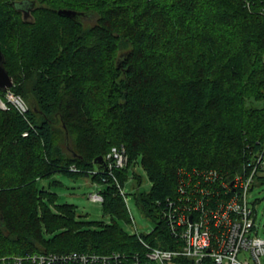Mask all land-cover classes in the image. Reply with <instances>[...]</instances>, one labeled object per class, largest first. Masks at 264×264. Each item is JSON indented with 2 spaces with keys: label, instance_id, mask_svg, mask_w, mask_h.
Masks as SVG:
<instances>
[{
  "label": "trees",
  "instance_id": "1",
  "mask_svg": "<svg viewBox=\"0 0 264 264\" xmlns=\"http://www.w3.org/2000/svg\"><path fill=\"white\" fill-rule=\"evenodd\" d=\"M0 47L8 90L28 103L21 112L0 90V264L142 248L112 177L109 222L39 185L57 172L103 182L113 147L128 155L114 169L120 186L139 177L136 163L152 183L136 193L156 223L141 236L163 248L180 244L167 211L212 212L264 152V0H0Z\"/></svg>",
  "mask_w": 264,
  "mask_h": 264
},
{
  "label": "built area",
  "instance_id": "2",
  "mask_svg": "<svg viewBox=\"0 0 264 264\" xmlns=\"http://www.w3.org/2000/svg\"><path fill=\"white\" fill-rule=\"evenodd\" d=\"M8 89V101L21 112H26L28 105L24 98ZM0 105L7 108L1 98ZM106 161L108 175L103 180L107 181L108 176L112 177L120 187L114 169L122 168L128 163L125 146L113 147L107 154ZM76 169L72 167V170ZM208 174L211 177L215 173L210 171ZM255 178L256 169L247 175L237 176L234 182L236 193L230 198L222 199L210 213L194 218L193 212L186 215L177 212L174 215L167 211L173 232L180 241L176 247L156 246L141 236V233H137L142 248L132 254L122 251L97 253L74 250L62 254L38 252L26 258L15 256L11 260L19 263L29 260L33 264H264V237L259 235L256 209L248 199ZM120 188L121 194L127 197L123 188ZM95 197L100 198L98 195ZM173 205L171 202L169 206ZM131 215L133 221L134 216ZM0 259L5 262L9 257Z\"/></svg>",
  "mask_w": 264,
  "mask_h": 264
},
{
  "label": "rangeland",
  "instance_id": "3",
  "mask_svg": "<svg viewBox=\"0 0 264 264\" xmlns=\"http://www.w3.org/2000/svg\"><path fill=\"white\" fill-rule=\"evenodd\" d=\"M25 17H31L30 13L26 12ZM133 170H135L139 177H134L133 171H131L129 178L124 181L122 188L127 196L125 199L126 205L129 212L133 214L134 219L130 222L122 220L121 224L130 233L148 235L155 229L156 223L143 213L136 201V193L138 191H149L152 183L140 163H136ZM139 179L141 180L140 183ZM107 183V181H99L90 175L80 174L70 176L57 172L51 177L41 179L39 185L56 192L59 196V202L77 205L78 213L82 217L90 220L109 222L112 217L105 213L102 200H96L92 196L93 194L101 193L107 186ZM248 199L250 204L256 209V223L259 235L264 237V178L262 181L254 183L248 193Z\"/></svg>",
  "mask_w": 264,
  "mask_h": 264
},
{
  "label": "water",
  "instance_id": "4",
  "mask_svg": "<svg viewBox=\"0 0 264 264\" xmlns=\"http://www.w3.org/2000/svg\"><path fill=\"white\" fill-rule=\"evenodd\" d=\"M59 13L69 17H77L79 15H84V12H79L77 10L70 8H60ZM4 62H5V55L2 48L0 47V90L2 91L7 90L8 88L12 87L14 84L13 77L6 69ZM67 139H68V135H67ZM103 160H104L103 156H100L98 158V161L101 163L103 162Z\"/></svg>",
  "mask_w": 264,
  "mask_h": 264
},
{
  "label": "bare ground",
  "instance_id": "5",
  "mask_svg": "<svg viewBox=\"0 0 264 264\" xmlns=\"http://www.w3.org/2000/svg\"><path fill=\"white\" fill-rule=\"evenodd\" d=\"M24 100H25V99H24ZM25 102H26V100H25ZM26 104L28 105L27 102H26ZM263 161H264V152H262V153L259 154L257 157H255V160L253 161L254 165L252 166V169H251L250 171L256 169V174L260 173V172L262 171V164H263ZM72 167H75V166H72ZM72 167H71V170H72ZM106 169H107V167H106ZM106 169H105V170H106ZM77 170H78V169L73 170V171H77ZM114 174H115V173H114ZM107 175H108V174H107ZM107 175H105V177H106ZM108 177H109V176H108ZM108 181H109V180H107V182H108ZM120 187H122V186H120ZM120 190H121V188H120ZM95 195H98L100 198H96ZM92 196H93V198L96 199V200H103V196H102L101 193H96V194H93ZM125 199H126V197H125ZM130 214H131V213H130ZM43 253H56V252H43ZM17 256H19V255H17Z\"/></svg>",
  "mask_w": 264,
  "mask_h": 264
},
{
  "label": "flooded vegetation",
  "instance_id": "6",
  "mask_svg": "<svg viewBox=\"0 0 264 264\" xmlns=\"http://www.w3.org/2000/svg\"><path fill=\"white\" fill-rule=\"evenodd\" d=\"M23 10H24L25 12L29 13V11L27 10L26 7H23Z\"/></svg>",
  "mask_w": 264,
  "mask_h": 264
}]
</instances>
